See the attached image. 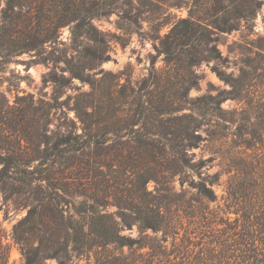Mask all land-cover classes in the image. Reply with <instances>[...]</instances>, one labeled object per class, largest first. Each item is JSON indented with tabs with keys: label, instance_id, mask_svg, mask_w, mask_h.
Segmentation results:
<instances>
[{
	"label": "rangeland",
	"instance_id": "obj_1",
	"mask_svg": "<svg viewBox=\"0 0 264 264\" xmlns=\"http://www.w3.org/2000/svg\"><path fill=\"white\" fill-rule=\"evenodd\" d=\"M90 1L97 8V15L90 19L97 45L81 39L73 43L72 23H66L59 27L53 53L78 64L74 47L84 54L87 44L97 47L103 41L102 60L83 58L91 65L85 71L89 80L70 79L61 87L59 100L69 97L72 101L76 94L90 91L91 83L109 91L107 117L114 134L106 137L124 139L142 136L144 122L149 128L158 121L159 101L179 92L174 97L183 93L182 100L170 108L179 109L175 115L197 118L194 133L200 134L198 146L188 150L190 166L173 178L172 194L161 208L164 221L159 230H142L138 224L122 229L132 240L131 246H109L111 264H118L114 258L120 254L127 264H264V0L250 21L234 18L238 0ZM223 7L225 16L220 11ZM197 18L202 21L196 22ZM205 23L237 29L208 33ZM173 28L167 39L173 45L184 32L194 30V36L189 44L178 46L180 62L170 64L158 53V45ZM15 59L0 71V153L37 157L45 150L44 128H54L62 113L56 111L48 125L41 118L33 121L32 95L49 96L53 85H42V75L48 70L44 64H31L26 53ZM190 59L195 64L187 65ZM63 66L57 63L58 74ZM151 70L155 73L148 78ZM63 74L69 76L67 71ZM231 80L237 85L232 91L240 94L223 100L231 89L225 81ZM128 118L136 124L126 130L122 126ZM130 128L139 132L130 134ZM36 131L41 136L34 140ZM30 165L41 168L38 160ZM198 182L211 184L214 201L198 196L194 188ZM33 188L13 180L0 183V254L6 247L7 264L23 260L11 231L26 213L30 197L40 193ZM147 189H154V181L147 183ZM108 211L119 213L115 206ZM87 258L75 263L95 264L94 255ZM43 264L57 262L46 259Z\"/></svg>",
	"mask_w": 264,
	"mask_h": 264
},
{
	"label": "trees",
	"instance_id": "obj_2",
	"mask_svg": "<svg viewBox=\"0 0 264 264\" xmlns=\"http://www.w3.org/2000/svg\"><path fill=\"white\" fill-rule=\"evenodd\" d=\"M89 1L78 0L74 4V0H0V71L23 53L30 57L31 64H44L48 70L42 75V85L52 84L53 89L49 96L46 93H37L36 98L32 95V109L36 114L33 121L41 118L48 125L54 121L56 111L62 113L54 128H44L45 150L40 156L0 153L2 185L13 180L40 192L30 197L32 201L26 205V213L12 227L11 237L23 258L21 264H43L46 259H55L57 264H76V260L84 256L89 259L90 255H94L95 264H111L109 246L120 249L131 246L132 240L121 233L122 229L138 224L142 230H159L164 221L161 208L172 194L173 178L190 166L188 150L197 147L200 140V134L194 133L198 128L197 118L191 114L175 115L179 109L170 108L182 100L179 98L183 93L177 99L174 95L179 92L165 96L156 109L158 121L149 128L144 122L142 136L133 134L124 139L106 137L113 133L106 108L111 100L109 91L96 89L91 83L90 91L76 94L72 101L69 97L59 100L61 87L70 79L89 80L85 71L91 65L82 61L83 58L92 62L102 60L100 43L103 41L97 47L87 44L84 54L74 47L78 64L73 63L72 58L61 59L53 53L57 51L54 45L59 27L66 23H72L73 43L81 39L97 45L96 30L90 23L97 15V8ZM261 1L238 0L234 18L250 21ZM220 11L225 16L226 8ZM181 22L190 21L181 19ZM208 26L205 23L204 30L208 33H229L237 29L216 23L211 29ZM174 31L173 28L158 45V53L170 64L180 62L178 46L189 44L194 36V30L184 32L173 45L167 39ZM58 62L64 64L59 74ZM195 62L190 59L186 64ZM153 73L155 71L151 70L148 78ZM218 75L224 76L223 73ZM225 82L230 83L231 91L223 100L238 98L240 93L236 89L232 91L237 87L235 80ZM188 117L191 120L184 122ZM131 124L136 123L128 118L122 128L128 130ZM133 132L139 130L130 128L129 133ZM40 136L36 131L32 138L36 140ZM35 160L41 166L38 170L30 165ZM150 180L154 181L153 190L147 189ZM194 188L200 198L216 199L211 184L198 182ZM110 206H115L119 213L108 211ZM131 213L135 217H131ZM6 249L4 247L0 254V264H7ZM125 258L120 254L114 260L127 264Z\"/></svg>",
	"mask_w": 264,
	"mask_h": 264
}]
</instances>
